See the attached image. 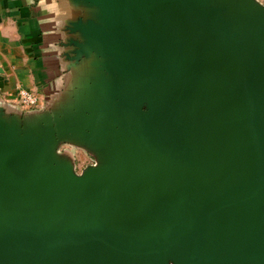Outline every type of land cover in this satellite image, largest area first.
I'll return each mask as SVG.
<instances>
[{
  "label": "water",
  "instance_id": "1",
  "mask_svg": "<svg viewBox=\"0 0 264 264\" xmlns=\"http://www.w3.org/2000/svg\"><path fill=\"white\" fill-rule=\"evenodd\" d=\"M55 9L60 80L0 103V264H264V4Z\"/></svg>",
  "mask_w": 264,
  "mask_h": 264
},
{
  "label": "crops",
  "instance_id": "2",
  "mask_svg": "<svg viewBox=\"0 0 264 264\" xmlns=\"http://www.w3.org/2000/svg\"><path fill=\"white\" fill-rule=\"evenodd\" d=\"M58 0H0V103L21 110L41 109L61 77L54 29ZM38 94L35 108H24L18 90Z\"/></svg>",
  "mask_w": 264,
  "mask_h": 264
},
{
  "label": "built area",
  "instance_id": "3",
  "mask_svg": "<svg viewBox=\"0 0 264 264\" xmlns=\"http://www.w3.org/2000/svg\"><path fill=\"white\" fill-rule=\"evenodd\" d=\"M18 103L24 108H35L39 105L40 99L36 92L20 88L17 92Z\"/></svg>",
  "mask_w": 264,
  "mask_h": 264
},
{
  "label": "rangeland",
  "instance_id": "4",
  "mask_svg": "<svg viewBox=\"0 0 264 264\" xmlns=\"http://www.w3.org/2000/svg\"><path fill=\"white\" fill-rule=\"evenodd\" d=\"M259 1L264 4V0ZM74 156L77 170H81L85 165L92 163L91 157L80 149H74Z\"/></svg>",
  "mask_w": 264,
  "mask_h": 264
}]
</instances>
